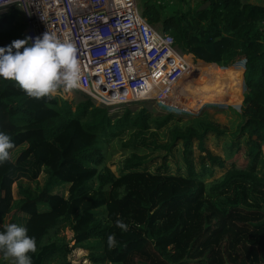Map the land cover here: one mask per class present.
Wrapping results in <instances>:
<instances>
[{
	"label": "trees",
	"instance_id": "obj_1",
	"mask_svg": "<svg viewBox=\"0 0 264 264\" xmlns=\"http://www.w3.org/2000/svg\"><path fill=\"white\" fill-rule=\"evenodd\" d=\"M182 1L141 0L138 6L150 27L167 32L177 50L200 64L195 87L179 79L167 100L178 107L192 96L186 109L240 100L225 156L206 150L197 170L192 140L203 151L207 132L227 133L212 120L168 125L171 113L152 115L145 106L129 107L132 102L111 116L84 93L75 100L37 99L0 78V132L11 136L13 150L22 146L0 164V231L8 223L28 229L37 245L28 254L32 264H72L66 257L71 246L86 249L91 264H264V5L208 0L199 10L205 0H197L190 9L177 8ZM23 28L13 9L0 10V47L25 39ZM166 125L168 138L158 141L157 130ZM124 130L120 144L129 152L115 174L104 164V151ZM176 141L184 173L166 171L165 163L153 171L143 166L141 146L169 150ZM224 163L219 176L205 181ZM35 166L44 184H18L13 196L16 171L35 175ZM57 183L69 184L65 196L50 192ZM65 227L69 240L59 233ZM110 234L116 239L111 249ZM0 264L13 260L0 253Z\"/></svg>",
	"mask_w": 264,
	"mask_h": 264
},
{
	"label": "built area",
	"instance_id": "obj_2",
	"mask_svg": "<svg viewBox=\"0 0 264 264\" xmlns=\"http://www.w3.org/2000/svg\"><path fill=\"white\" fill-rule=\"evenodd\" d=\"M9 6L25 16L27 37L47 32L75 45L79 87L61 88L62 98L79 90L104 106L139 100L166 105L173 103L167 99L175 83L197 65L167 32L145 22L137 0H0V10Z\"/></svg>",
	"mask_w": 264,
	"mask_h": 264
},
{
	"label": "rangeland",
	"instance_id": "obj_3",
	"mask_svg": "<svg viewBox=\"0 0 264 264\" xmlns=\"http://www.w3.org/2000/svg\"><path fill=\"white\" fill-rule=\"evenodd\" d=\"M197 0H184L181 3L179 2L177 5V8L186 9V8H192L194 6V3ZM251 1V0H250ZM252 1H258L264 2V0H252ZM141 0H137L138 6H140ZM174 2V0H172ZM174 6V4H171ZM10 7V6H9ZM7 8V7H6ZM10 9H13V13L15 18L21 20L24 23L25 27V16L20 13L18 9L11 6ZM5 10V9H4ZM197 64V63H196ZM192 67V71L188 72L186 75H184L182 79L183 83L185 82L187 85H192L193 88L195 87L194 82H199V79H197V74L200 71V64L196 65V68ZM85 94V93H84ZM83 95V92L79 90L72 91L71 94H65L64 97L67 99H79ZM184 96V95H183ZM192 99V96H189L186 101H181V104L176 107V103H158L154 100H139L134 101L132 103H128L129 107L132 108H138L140 106H145L148 111L151 112L152 115H160L165 114L167 112L172 114V119L168 121V125L172 124H182L186 120H191L192 118H207L209 120H212L216 122L219 126L226 128V134L222 135H215L212 132H207L203 137V145L204 150L201 151L198 146L195 139L191 142V150H192V161L194 168L197 170L200 166V155L204 154L206 150L210 151L211 153L218 154L221 157L225 156L226 153V144L232 140V133L235 130V127L239 121L240 116L237 114L236 111L239 110L240 100L237 104H227L224 102H213L207 100L206 102L201 103L198 105V108L194 109H186V105H184L185 102H190ZM194 101V100H193ZM143 102V103H142ZM141 103V104H139ZM196 103V101H195ZM117 105H110L106 106V109L108 113L113 116L122 108ZM197 105V103L195 104ZM179 119V120H178ZM168 126H162L157 130V140L158 141H166L167 137V128ZM128 131H122L117 133L116 136L112 137L111 141L106 145L105 147V160L104 164L115 174H118V167L120 166V161L128 154L129 150L121 148V141L124 140L127 136ZM22 146H19L17 149H12L11 151V158L14 157L15 151L19 150ZM262 153L264 154V143L261 146ZM139 153H145V161L143 163V166H145L147 169H150L153 171L154 169L158 168L162 163L166 164V171L168 172H182L184 173V165L181 161V144L180 142L176 141L173 146L169 150L164 149H158V150H150L146 148L145 146H141V149L139 150ZM204 161L207 162V159L204 158ZM227 164L224 163L223 166H213L212 171L210 175L205 176V181H208L212 179L213 177L219 176L226 168ZM163 168H160V170ZM33 170H36V174H31L32 170H18L15 173V178L13 182L11 183V193L13 196H16L18 184L21 185H29L34 186L35 184L42 186L45 182V174L41 170L40 166L33 167ZM69 184L68 183H57L53 184L50 187V192H58L62 193L64 196L67 194ZM60 234L64 235V238L66 240H69L71 238V231L65 227L60 230ZM73 241H70V244H72ZM87 250L80 247V246H71L70 251L67 253V259L72 264H91L86 257ZM6 260V259H5ZM107 264V263H103Z\"/></svg>",
	"mask_w": 264,
	"mask_h": 264
},
{
	"label": "clouds",
	"instance_id": "obj_4",
	"mask_svg": "<svg viewBox=\"0 0 264 264\" xmlns=\"http://www.w3.org/2000/svg\"><path fill=\"white\" fill-rule=\"evenodd\" d=\"M29 40L31 46H27ZM80 76L77 49L67 36L61 40L42 32L40 37L17 39L10 46L0 47V78L15 81L29 97L52 99L61 88L65 92L78 88ZM14 147L11 136L0 132V164L10 160ZM116 225L127 230L120 220ZM107 245L110 249L116 246L114 234L107 236ZM36 250V240L25 226L8 223L0 231V253L5 259L11 258L13 264H32L28 254Z\"/></svg>",
	"mask_w": 264,
	"mask_h": 264
},
{
	"label": "water",
	"instance_id": "obj_5",
	"mask_svg": "<svg viewBox=\"0 0 264 264\" xmlns=\"http://www.w3.org/2000/svg\"><path fill=\"white\" fill-rule=\"evenodd\" d=\"M208 4V0H205L204 2H202L198 7H197V9H202V8H204L206 5ZM95 105H99V104H97V103H94Z\"/></svg>",
	"mask_w": 264,
	"mask_h": 264
},
{
	"label": "crops",
	"instance_id": "obj_6",
	"mask_svg": "<svg viewBox=\"0 0 264 264\" xmlns=\"http://www.w3.org/2000/svg\"><path fill=\"white\" fill-rule=\"evenodd\" d=\"M251 1H252V0H251ZM254 3H255V1H254ZM256 3H259V2L256 1ZM259 4L264 5V2H260Z\"/></svg>",
	"mask_w": 264,
	"mask_h": 264
},
{
	"label": "bare ground",
	"instance_id": "obj_7",
	"mask_svg": "<svg viewBox=\"0 0 264 264\" xmlns=\"http://www.w3.org/2000/svg\"><path fill=\"white\" fill-rule=\"evenodd\" d=\"M205 67H203V69H204ZM171 94H172V92H171ZM86 264V263H85Z\"/></svg>",
	"mask_w": 264,
	"mask_h": 264
}]
</instances>
